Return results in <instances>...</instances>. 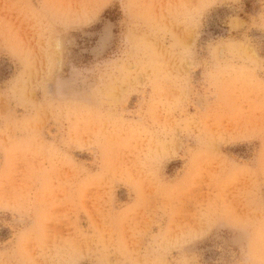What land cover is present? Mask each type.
<instances>
[{
  "label": "rangeland",
  "instance_id": "obj_1",
  "mask_svg": "<svg viewBox=\"0 0 264 264\" xmlns=\"http://www.w3.org/2000/svg\"><path fill=\"white\" fill-rule=\"evenodd\" d=\"M0 264H264V0H0Z\"/></svg>",
  "mask_w": 264,
  "mask_h": 264
}]
</instances>
